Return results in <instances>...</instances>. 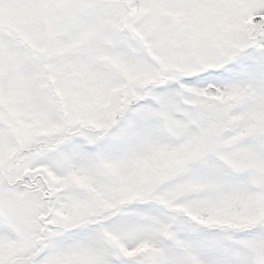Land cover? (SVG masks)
I'll return each mask as SVG.
<instances>
[{
    "label": "snow or ice",
    "instance_id": "1",
    "mask_svg": "<svg viewBox=\"0 0 264 264\" xmlns=\"http://www.w3.org/2000/svg\"><path fill=\"white\" fill-rule=\"evenodd\" d=\"M0 264H264V0H0Z\"/></svg>",
    "mask_w": 264,
    "mask_h": 264
}]
</instances>
